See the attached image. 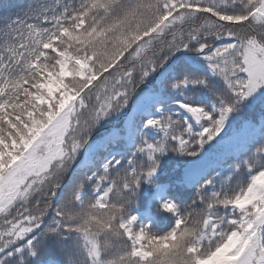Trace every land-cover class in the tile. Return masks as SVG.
<instances>
[{"label": "snow or ice", "instance_id": "snow-or-ice-1", "mask_svg": "<svg viewBox=\"0 0 264 264\" xmlns=\"http://www.w3.org/2000/svg\"><path fill=\"white\" fill-rule=\"evenodd\" d=\"M0 264H264V0L0 3Z\"/></svg>", "mask_w": 264, "mask_h": 264}, {"label": "trees", "instance_id": "trees-1", "mask_svg": "<svg viewBox=\"0 0 264 264\" xmlns=\"http://www.w3.org/2000/svg\"><path fill=\"white\" fill-rule=\"evenodd\" d=\"M29 0H0V3H12V4H19V3H27Z\"/></svg>", "mask_w": 264, "mask_h": 264}]
</instances>
